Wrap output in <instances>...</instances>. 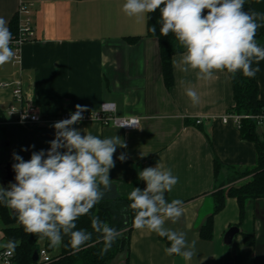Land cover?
<instances>
[{
	"label": "crops",
	"instance_id": "0c3cea01",
	"mask_svg": "<svg viewBox=\"0 0 264 264\" xmlns=\"http://www.w3.org/2000/svg\"><path fill=\"white\" fill-rule=\"evenodd\" d=\"M124 2L0 0V19L8 28L13 16L18 17V28L24 19L25 14H19L21 4L28 7L33 28V36L19 47V62L13 58L0 66V83H10L0 85V110L12 104L19 80L22 104L39 109L41 125L54 132V122L64 113L75 112L77 104L92 112L102 103H113L116 117L140 119L136 128L128 130L97 121H81L73 127L82 135H117L126 143V148L117 147L114 154L108 192L127 196L145 167L160 164L172 170L178 183L165 198L183 201L184 213L175 223L167 220L165 227L185 233L189 243L195 242L196 254L190 260L168 255V246L157 233L133 227L128 251L110 264H264V198L247 200L241 216L237 200L227 197L222 210L213 216L212 238L200 236L213 208V158L238 167H252L257 159L254 143L241 139L232 122L221 121L233 105L228 74L217 72L211 81L197 80L195 73H182L173 65L179 53L172 57L173 83L166 88L157 42L146 36V15H125ZM245 3L264 12V0ZM258 66L257 95L264 100V61ZM189 86L200 97L196 105L185 94ZM197 118L202 119L200 124L195 123ZM256 131L264 134V122ZM122 153L124 162L118 159ZM230 227L237 232L225 244L224 234Z\"/></svg>",
	"mask_w": 264,
	"mask_h": 264
},
{
	"label": "clouds",
	"instance_id": "9594fccd",
	"mask_svg": "<svg viewBox=\"0 0 264 264\" xmlns=\"http://www.w3.org/2000/svg\"><path fill=\"white\" fill-rule=\"evenodd\" d=\"M244 5L245 0H125L122 11L129 17H140L158 10L160 35L173 34L183 49L173 65L182 73H195L197 80L211 81L217 72H226L233 79L238 73L254 78L260 71L264 46L257 42L256 36L264 27V12L245 10ZM150 30L156 34L155 25ZM12 43L13 35L0 19V66L15 57ZM185 94L193 105L199 103L200 97L193 87H186ZM75 108L70 118L52 125L55 136L48 142L47 151H33L28 160L13 153L15 182H10L7 189L0 185V204L15 213L25 233L47 239L53 248L59 247L67 236L71 249L77 252L92 241V233L77 229L76 222L111 190L109 174L115 167L114 154L117 147L127 145L117 135L107 138L86 132L82 135L73 126L83 120L88 109L79 104ZM118 159L124 162L126 156L122 153ZM138 178L146 187L132 188L127 195L128 207L135 213L133 226L165 237L170 242L165 248L168 255L190 260L196 254L195 242L189 243L185 233L165 227L167 220L175 223L184 213L183 201L169 202L165 198V193L178 183V177L171 169L157 164L145 167ZM91 228L98 236L90 246L103 243L101 256L122 235L121 230L96 215L91 218ZM19 244L15 239L0 243L3 264H10L9 257Z\"/></svg>",
	"mask_w": 264,
	"mask_h": 264
},
{
	"label": "trees",
	"instance_id": "16d2710c",
	"mask_svg": "<svg viewBox=\"0 0 264 264\" xmlns=\"http://www.w3.org/2000/svg\"><path fill=\"white\" fill-rule=\"evenodd\" d=\"M244 8L245 10H249L253 9V6L250 3H245ZM159 16L158 10L154 13L146 14V36L155 39L157 42L161 73L165 86L169 89L173 83L172 57L181 53L183 49L179 46L173 34L170 33L167 37L160 35V25L157 23ZM153 25L156 26L155 35L150 30ZM17 29L18 17L15 15L9 22V30L12 34H15ZM256 39L260 45L264 46V27L258 30ZM230 81L233 105L227 112L253 116L241 118L237 128L241 139L254 143L257 159L255 165L252 167H238L225 166L217 157L213 158V179L215 184L212 193L213 208L207 217L206 224L200 231V236L206 240L212 238L213 216L222 210L227 197H233L237 200L241 216L247 200L264 198V134L262 136L257 134L256 130L259 124L258 119L255 118L256 116H264V100L258 98V87L255 77L248 78L238 73ZM44 131H51L54 134L49 138L44 135ZM54 136L55 132L44 125L0 126V164L14 161V152L25 160H28L33 151L41 149L47 151L50 147L48 142L54 139ZM39 137L41 140L38 141ZM30 141L33 142L34 148L30 147ZM6 144L8 145L6 146ZM22 148H27L28 151H21ZM223 169L229 171L230 176L227 177L225 182L217 185V178ZM1 175L2 169L0 167V177ZM243 178L246 179L244 182H241ZM136 187L143 190L145 188L144 181L140 180ZM129 204L130 201L127 199V196L107 191L103 200L89 214L77 220V229L91 232L92 241H95L98 236L91 228V218L93 215L98 216L102 221L122 231V235L103 256L100 255L103 243H95L94 246H90L92 244V241H90L88 245L82 246L79 251L74 252L69 245V238L67 236H64L63 242L59 247H51L47 239L41 240L35 235L25 233L23 227L18 224L15 213L3 204H0L3 241L5 242L9 239L20 241L19 246L14 252L15 264H37V261L32 260V256L34 251L38 253L40 247H44L46 251L52 254L51 261L46 264H110L120 253L128 251L129 235L131 229L134 227L133 217L135 215L134 211L128 207ZM159 238L168 247L170 246V242L165 237L159 236Z\"/></svg>",
	"mask_w": 264,
	"mask_h": 264
},
{
	"label": "built area",
	"instance_id": "2783aa9c",
	"mask_svg": "<svg viewBox=\"0 0 264 264\" xmlns=\"http://www.w3.org/2000/svg\"><path fill=\"white\" fill-rule=\"evenodd\" d=\"M25 14L24 19L19 23L18 33L13 36L12 48L16 55L14 60L19 62V47L33 36V28L31 25L30 11L25 4L19 7V14ZM10 83H0L1 86H8ZM24 91L19 80L15 81L13 88L12 104H10L4 111H0V126H16V125H31L44 123L41 118L39 109L31 105H23ZM113 103H102L97 111L84 112L82 121H97L103 126L115 125L125 130L136 128L140 119L137 117H116L114 115ZM70 113L67 112L60 116V120L70 118ZM253 116L238 115L233 113H225L221 117L223 123L232 122L235 126H239L241 118H248ZM258 124L264 122V116H256ZM201 118H197L195 123L200 124ZM3 251V250H0ZM52 259V254L46 251L44 247H40L38 251L37 264H46ZM10 264H15L14 253L9 257ZM0 264H3V258L0 257Z\"/></svg>",
	"mask_w": 264,
	"mask_h": 264
},
{
	"label": "water",
	"instance_id": "95a60500",
	"mask_svg": "<svg viewBox=\"0 0 264 264\" xmlns=\"http://www.w3.org/2000/svg\"><path fill=\"white\" fill-rule=\"evenodd\" d=\"M15 162H5L3 164H0V167L2 169V171H4L0 177V185H2L4 188H8V185L10 182L14 183V177H15V173L12 171V165ZM237 232V229L235 227H230L224 234V238L223 241L225 244H229L234 236V234ZM38 258V253L37 251H34L33 256H32V260L36 261ZM227 264H232L231 262L227 263Z\"/></svg>",
	"mask_w": 264,
	"mask_h": 264
},
{
	"label": "rangeland",
	"instance_id": "374dc122",
	"mask_svg": "<svg viewBox=\"0 0 264 264\" xmlns=\"http://www.w3.org/2000/svg\"><path fill=\"white\" fill-rule=\"evenodd\" d=\"M53 134H54V133H52L51 131H44V135H45V136H48L49 138L52 137ZM45 139H46V138H45ZM37 140H38V141L41 140L40 137H39ZM32 141H33V140H32ZM32 141H30V142H31V143H30V146L33 145V142H32ZM229 176H230V172L227 171V170H225V169H223V170L220 172V174H219V176H218V178H217V185H220V184H222V182H225V180H226L227 177H229ZM225 185H226V183H225ZM1 228H2V223H1V221H0V231H1ZM2 242H4V241L0 240V243H2Z\"/></svg>",
	"mask_w": 264,
	"mask_h": 264
},
{
	"label": "flooded vegetation",
	"instance_id": "af4514ba",
	"mask_svg": "<svg viewBox=\"0 0 264 264\" xmlns=\"http://www.w3.org/2000/svg\"><path fill=\"white\" fill-rule=\"evenodd\" d=\"M12 171H13V169H12ZM3 172H4V171H2V174H4ZM13 172H14V171H13Z\"/></svg>",
	"mask_w": 264,
	"mask_h": 264
},
{
	"label": "bare ground",
	"instance_id": "6f19581e",
	"mask_svg": "<svg viewBox=\"0 0 264 264\" xmlns=\"http://www.w3.org/2000/svg\"><path fill=\"white\" fill-rule=\"evenodd\" d=\"M254 119V118H253Z\"/></svg>",
	"mask_w": 264,
	"mask_h": 264
}]
</instances>
